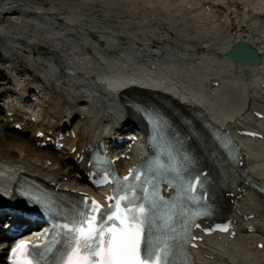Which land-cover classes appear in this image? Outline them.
<instances>
[{
    "label": "bare ground",
    "instance_id": "1",
    "mask_svg": "<svg viewBox=\"0 0 264 264\" xmlns=\"http://www.w3.org/2000/svg\"><path fill=\"white\" fill-rule=\"evenodd\" d=\"M4 1L0 61L15 89L0 88L2 108L10 114L3 120L8 134L31 128V136L29 142H8L0 130V183L28 178L99 199L85 176L88 153L100 142L110 145L115 136L146 134V125L123 97L161 100L175 111L202 113L231 135L241 152L245 178L228 193L222 212L231 230L221 239L196 242L195 264H264V248L257 249L264 244V195L259 192L264 187V120H253L254 111H264L259 82L264 80V0H51L50 11L23 0ZM240 5L245 12L233 27L230 14H237ZM219 6L230 14L219 16ZM58 12L64 24L52 17ZM92 34L98 39L91 42ZM236 41H246L261 63H231L225 53ZM45 47L51 58L34 59L32 52ZM120 88H125L122 93L112 94ZM27 92L39 104L32 107ZM125 122L132 131L121 130ZM246 129L262 139L241 136ZM38 132L45 136L37 139ZM59 135L60 152L41 147L46 138ZM139 152L133 147L125 154L129 160H119L117 168L126 174Z\"/></svg>",
    "mask_w": 264,
    "mask_h": 264
},
{
    "label": "snow or ice",
    "instance_id": "2",
    "mask_svg": "<svg viewBox=\"0 0 264 264\" xmlns=\"http://www.w3.org/2000/svg\"><path fill=\"white\" fill-rule=\"evenodd\" d=\"M230 54L248 53L234 49ZM131 107L145 121L149 143L156 147L157 155L148 158L146 154L141 165L120 177L113 161L94 153L89 160L91 182L114 185L111 194L105 196L107 205L85 193L78 194V200L64 202L46 193L18 189L15 199L21 207L15 209L19 213L16 219L27 222L24 214L35 210L44 216L48 227L40 230L43 238L38 237L39 243L20 239L10 249L8 264H195L190 249L203 240L194 234L196 229L204 235L230 232L231 221H213L212 226L203 227V222L212 221L219 211L208 182L210 174L194 171L187 151L175 148L180 132L169 113L141 102ZM175 119L187 126L181 117ZM206 131L229 153V160L235 161L238 152L231 138ZM162 179L175 189L174 197L160 195ZM260 191L264 192V187ZM5 219L0 207V224Z\"/></svg>",
    "mask_w": 264,
    "mask_h": 264
},
{
    "label": "rangeland",
    "instance_id": "3",
    "mask_svg": "<svg viewBox=\"0 0 264 264\" xmlns=\"http://www.w3.org/2000/svg\"><path fill=\"white\" fill-rule=\"evenodd\" d=\"M17 1V0H14ZM26 1L27 3H32L38 6H42L44 8L45 11H50L51 9V0H23ZM4 0H0V6L4 3ZM211 6V4H210ZM244 9L243 6L240 5L238 7V12L235 15L230 14V11H228L226 6H219V9L217 10V13L219 14V16H224L225 14H230V23L232 24V26H236V23L238 20H240V18L243 16L244 14ZM61 12L56 13L55 15H52V17L57 20L60 24H64L66 22V19L64 18V16H60ZM237 15V17H236ZM231 27V28H233ZM95 39L96 36H94ZM47 46V45H46ZM27 48H23L22 50H26ZM47 47H45L44 49L41 50H37V51H33L32 53H34V59L39 58V56L43 55L42 58H51V55H49V53L47 52ZM3 50L0 48V52H2ZM27 52H29L30 50L27 49ZM28 58H32V56L29 55H25ZM5 61H0V76H1V83H0V88L3 87H7V88H11V89H15L14 87V82L10 79V71L4 70L5 68ZM23 75V74H21ZM33 86H36L35 84ZM2 99V98H1ZM8 113L5 112L4 108L0 107V130H4L5 134L7 133L6 136V140L8 142H12L13 140H18V142H29V136H31V128H28V131L23 133V134H13L12 132H9L10 134H8L7 129L5 128L7 121H4L3 118H8ZM7 116V117H6ZM3 253L0 252V256L2 257ZM0 264H3L2 260H0Z\"/></svg>",
    "mask_w": 264,
    "mask_h": 264
},
{
    "label": "water",
    "instance_id": "4",
    "mask_svg": "<svg viewBox=\"0 0 264 264\" xmlns=\"http://www.w3.org/2000/svg\"><path fill=\"white\" fill-rule=\"evenodd\" d=\"M234 49H246L247 55H235L233 53ZM226 57L231 60L234 64L245 65V66H258L261 62V59L253 48L249 46L246 41H236L234 42L230 49L226 53Z\"/></svg>",
    "mask_w": 264,
    "mask_h": 264
}]
</instances>
